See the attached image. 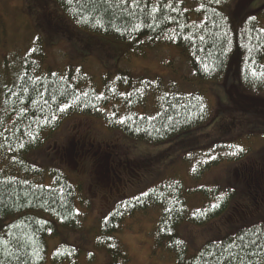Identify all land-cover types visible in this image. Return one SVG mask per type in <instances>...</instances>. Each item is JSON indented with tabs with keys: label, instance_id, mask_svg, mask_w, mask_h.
Masks as SVG:
<instances>
[{
	"label": "trees",
	"instance_id": "1",
	"mask_svg": "<svg viewBox=\"0 0 264 264\" xmlns=\"http://www.w3.org/2000/svg\"><path fill=\"white\" fill-rule=\"evenodd\" d=\"M251 1L54 0L61 11L58 14L71 29L127 44L134 56L179 48L186 55L189 75L182 74L177 81L173 74L133 77L128 71H119L96 78L72 67L46 69L40 44L22 59L10 57L0 62V264H44L45 241L56 237L60 228L77 230L81 226L83 216L75 209L76 200L81 201L76 188L55 171L48 174L50 181L45 185L43 170L29 160L65 120L95 118L111 132L152 146L175 141L212 120L207 100L196 92V81L223 84L230 62L235 60L231 81L238 76V84L230 92L231 107L244 114L242 117L256 120L253 124L261 123L264 3L250 9ZM10 61L13 65H8ZM187 86L195 92H184ZM235 119L223 122L230 125L223 133L230 132ZM246 153L230 144L216 145L204 153H186L183 161L192 181L224 161L236 164L235 179L224 188H199L206 201L194 211L186 206L182 181L162 182L118 205L102 221L96 245L107 250L111 264H131L127 250L113 236L136 214L158 209L154 248L170 253L176 264H264V221H260L264 169L243 160ZM239 165L246 168L247 180L236 176ZM229 211L231 215L226 216ZM226 217L247 221L239 220L231 231L232 222H227L219 236L188 258L178 226L205 227ZM80 254L79 249L58 246L51 261L78 264Z\"/></svg>",
	"mask_w": 264,
	"mask_h": 264
},
{
	"label": "rangeland",
	"instance_id": "2",
	"mask_svg": "<svg viewBox=\"0 0 264 264\" xmlns=\"http://www.w3.org/2000/svg\"><path fill=\"white\" fill-rule=\"evenodd\" d=\"M263 3L264 0H252L248 8L255 9ZM58 11L61 12L54 0H0V62L10 57L22 59L40 44L44 54L42 67L46 69L72 67L96 78L115 75L119 71H128L133 77L148 73L161 76L173 74L177 81L182 74L189 75L188 66L184 63L186 55L179 48L166 47L157 50V53L146 52V57H137L127 44L71 29ZM235 62H230L223 84L196 81L199 89L196 92L207 100L212 120L175 141L152 146L128 140L117 132L107 130L101 120L77 116L65 120L41 149L30 154L31 163L43 170L42 182L45 185L50 181L48 174L51 171L62 174L76 188L82 201L78 198L75 202L76 211L83 216L80 228H60L56 237L48 238L45 241L44 264H52V254L58 246L79 249L78 264H111L107 250L98 247L96 242L100 237L102 221L118 205L146 194L162 182L180 180L185 191L186 206L194 211L206 201L204 195L198 192L199 188H224L230 179H235L233 168L236 165L224 161L205 172L200 180L192 181L188 176V164L183 161L186 153H204L216 145L230 144L238 149H246L243 160L249 159L255 167L264 169V118L259 125H255L256 120L242 117L244 114L234 112L231 107L230 92L238 84V76L231 81V66ZM11 64L12 61L8 65ZM189 87L183 91L195 92L188 90ZM260 110L264 111V105ZM231 119H235L233 128L229 133H223L230 128L223 122H230ZM181 139L183 141L178 145L174 143ZM110 142L121 146L129 155L128 159L121 157L117 162L120 166L113 165V172L107 174L110 159L106 160L105 157L109 152L102 147L98 150V145ZM81 145L83 148H79ZM81 149L83 152L79 157ZM127 160H143L142 170L131 163L127 166ZM237 192L241 193L239 190ZM159 215L158 209L138 213L124 223L120 232L114 234L113 237L130 255L131 264H176L170 253L154 248L153 230ZM229 215L231 212H226V216ZM233 219H215L205 227L178 226L177 233L187 246V257L197 255L207 241L219 236L227 222H232L231 231L237 228L235 225L239 220L247 221L246 218ZM260 221H264V206ZM229 231L223 232L220 237Z\"/></svg>",
	"mask_w": 264,
	"mask_h": 264
},
{
	"label": "flooded vegetation",
	"instance_id": "3",
	"mask_svg": "<svg viewBox=\"0 0 264 264\" xmlns=\"http://www.w3.org/2000/svg\"><path fill=\"white\" fill-rule=\"evenodd\" d=\"M77 144L80 145V143H77ZM100 147L104 148L105 150H107L109 152V155L107 157H105L106 160L110 159V161H109L110 166H109V170H107V174H109V172H113L112 166L113 165L115 166L117 164V162L121 159V157L128 159V155H129L128 152L125 149L121 148V146H119V145H114L110 142V143L103 144V146L98 145V150L101 149ZM79 148H83V145L79 146ZM82 152H83V150L81 149V151L79 152V157L82 155ZM142 161L143 160L128 162V160H127L126 165L128 166V164L131 163L133 165H136V167L138 169H141V166H143ZM118 166H120V164L116 165V167H118ZM244 170H245V174H246V168H243L240 165L235 170L236 176L239 177L241 180L242 179L247 180L244 176ZM123 171H124V168H123ZM123 174H125V173H123ZM137 176H139L138 178H140V175H137ZM117 180L119 183L120 180L119 179H117ZM251 182L253 183V179L251 180ZM244 183H246V182H244ZM119 186H120V183H119Z\"/></svg>",
	"mask_w": 264,
	"mask_h": 264
},
{
	"label": "snow or ice",
	"instance_id": "4",
	"mask_svg": "<svg viewBox=\"0 0 264 264\" xmlns=\"http://www.w3.org/2000/svg\"><path fill=\"white\" fill-rule=\"evenodd\" d=\"M216 2H217V3H219V2H220V0H216ZM213 207H215V205H214Z\"/></svg>",
	"mask_w": 264,
	"mask_h": 264
}]
</instances>
